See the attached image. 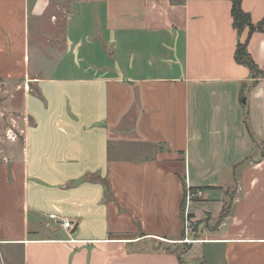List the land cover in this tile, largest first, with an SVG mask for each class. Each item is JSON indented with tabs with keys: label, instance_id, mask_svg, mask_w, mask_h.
<instances>
[{
	"label": "crops",
	"instance_id": "crops-1",
	"mask_svg": "<svg viewBox=\"0 0 264 264\" xmlns=\"http://www.w3.org/2000/svg\"><path fill=\"white\" fill-rule=\"evenodd\" d=\"M231 9L0 0V134L23 122L0 146V264H180L184 207L186 264H264V78L235 61L249 38L264 74V32ZM242 9L264 21V0Z\"/></svg>",
	"mask_w": 264,
	"mask_h": 264
},
{
	"label": "trees",
	"instance_id": "trees-1",
	"mask_svg": "<svg viewBox=\"0 0 264 264\" xmlns=\"http://www.w3.org/2000/svg\"><path fill=\"white\" fill-rule=\"evenodd\" d=\"M242 1L243 0H232L231 16L233 19L234 29L239 34H241L246 29H248L249 30V37L255 32H264V21L260 22L257 25H254L252 20H251L250 15L243 11ZM248 42H249V38L244 43L238 44L236 51H235V61L237 64L246 66L250 70L251 77L254 80V83H256L260 78H264V74L260 71L258 65L256 64V62L254 61V59L250 55V52L248 50ZM241 95H243V90L241 92ZM245 117H246L245 123H246L247 129L249 131L250 136L253 137L252 132L250 131V129L248 127V123H247V117H248L247 111L245 113ZM88 180H90L92 182H98L101 184L103 183V180H101L99 177H89ZM210 189H212V188H191V190H193V191H196V190L204 191V190H210ZM230 208H231V202L228 205L226 204L225 208L223 209V211H222V213L218 219L217 225L222 223L226 219V217L230 211ZM184 212H185V207L183 208V211H182L183 217H184ZM182 246L188 247L184 250V253L189 250L190 245L182 244ZM179 261H180V264H186L183 261V259L181 258V256L179 257Z\"/></svg>",
	"mask_w": 264,
	"mask_h": 264
},
{
	"label": "built area",
	"instance_id": "built-area-1",
	"mask_svg": "<svg viewBox=\"0 0 264 264\" xmlns=\"http://www.w3.org/2000/svg\"><path fill=\"white\" fill-rule=\"evenodd\" d=\"M7 138L11 141H15L17 139V135L12 131H8ZM203 191L196 190L193 191L191 189L187 190L186 201L187 204L192 203L195 200L201 199L203 197ZM51 219L58 221L62 227L69 229L73 228L72 223L70 221L63 220L61 218H57L56 216H50ZM183 239L180 241V244L194 245L196 243H200V240L195 238L197 232V223L196 221L190 217L187 213L184 215L183 221Z\"/></svg>",
	"mask_w": 264,
	"mask_h": 264
},
{
	"label": "rangeland",
	"instance_id": "rangeland-1",
	"mask_svg": "<svg viewBox=\"0 0 264 264\" xmlns=\"http://www.w3.org/2000/svg\"><path fill=\"white\" fill-rule=\"evenodd\" d=\"M17 110V109H16ZM8 114V113H7ZM6 113H5V115H4V117L3 118H5L4 120H6L7 121V126H6V129L5 130H3V131H1L2 133L0 134V136H1V138H0V146L4 149V151H5V154H7V156H8V153H7V149H8V147L10 146V144H9V142L10 143H13V141L11 142V140L10 141H8L9 139L7 138V133H8V131H10V130H12L14 133H16L17 134V137H18V139L15 141V144H19L20 143V137H19V132L20 131H18V128L16 127V125L14 124V121L16 120L17 121V123H18V126L21 128V125H22V115H21V113H18V111H15V112H12V113H9L8 115H7ZM8 116H10V117H8ZM8 119V120H7ZM4 127V125L2 126V124H1V127H0V130H1V128H3ZM17 149H18V147H17ZM10 151H12V150H10ZM12 152H14V151H12ZM206 221H211V218L209 217V218H207V220ZM197 228H198V224H197ZM178 247L176 248V251H177V253L179 254V256H181L183 253H184V250L186 249V248H188V247H184V246H182V245H177ZM200 264H203V263H200Z\"/></svg>",
	"mask_w": 264,
	"mask_h": 264
}]
</instances>
